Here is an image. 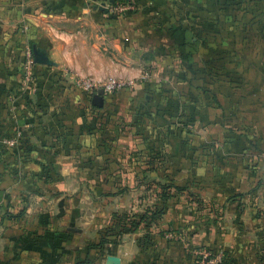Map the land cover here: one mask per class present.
<instances>
[{"label":"crops","instance_id":"0c3cea01","mask_svg":"<svg viewBox=\"0 0 264 264\" xmlns=\"http://www.w3.org/2000/svg\"><path fill=\"white\" fill-rule=\"evenodd\" d=\"M106 2L0 5V264H194L202 248L225 264H264V13L235 11L251 38L236 40L218 88L204 89L184 126L157 120L169 107L154 13L111 16ZM28 56L39 76L23 90ZM65 70L135 85L99 106ZM148 180L211 205L176 196L152 217Z\"/></svg>","mask_w":264,"mask_h":264},{"label":"rangeland","instance_id":"374dc122","mask_svg":"<svg viewBox=\"0 0 264 264\" xmlns=\"http://www.w3.org/2000/svg\"><path fill=\"white\" fill-rule=\"evenodd\" d=\"M19 1L22 0H0V5ZM124 2H131L135 6L133 11L154 13V19L158 24L156 35L163 41L161 48H164L161 49V54L164 56L160 58L159 64L165 72H162V75L167 78L162 83L166 88L160 100L163 102V107H169L167 117L164 118L159 113L160 118L156 119L182 122L184 126H187L192 119L189 111L194 104L201 105L200 108L195 106L196 110L203 109L204 89L218 88L219 78L225 75L227 69L226 63L229 59H234L232 57H234L236 40L251 38V33L248 31L237 32L235 11L264 13V0H127ZM157 111L161 112L158 109ZM214 113L213 111L212 117ZM199 116L201 118L202 114L200 113ZM213 119H220L218 112ZM220 134L235 135V132L229 130ZM87 211V216H91V209Z\"/></svg>","mask_w":264,"mask_h":264},{"label":"built area","instance_id":"2783aa9c","mask_svg":"<svg viewBox=\"0 0 264 264\" xmlns=\"http://www.w3.org/2000/svg\"><path fill=\"white\" fill-rule=\"evenodd\" d=\"M103 7L111 16L125 15L131 13L135 9V6L131 2L117 0L113 3L106 2ZM18 73L22 89H33L37 81L38 72L35 63L30 56L20 63ZM61 77L66 81H69L71 85L88 95L90 98H93L97 94L102 97H107L119 90L131 88L135 85V81L132 79L109 77L103 81H97L92 78L79 76L68 70L63 71ZM143 79H150V75L146 73L143 76ZM6 142L9 144L12 143L11 140H6ZM224 258V254L222 253H214L209 249L202 248L195 252L194 264H221Z\"/></svg>","mask_w":264,"mask_h":264},{"label":"trees","instance_id":"16d2710c","mask_svg":"<svg viewBox=\"0 0 264 264\" xmlns=\"http://www.w3.org/2000/svg\"><path fill=\"white\" fill-rule=\"evenodd\" d=\"M117 1H127V0H117ZM37 72H38V76H39V71L37 70ZM38 76H37V78H38ZM86 97L90 101H92V99H93V98L88 97V95H86ZM145 187L148 189L154 188V190L156 191V198H157L156 207L147 213L152 217L158 218L161 215V213L163 212V209L166 206L168 207L169 201L176 196H183L185 199L196 202V204L198 206H203V205L209 206V205H211V204L205 202L199 196V194L189 190L188 188L179 187V186H176L172 183H161V182H157L154 180H148L145 183ZM222 263H225V258H224Z\"/></svg>","mask_w":264,"mask_h":264},{"label":"water","instance_id":"95a60500","mask_svg":"<svg viewBox=\"0 0 264 264\" xmlns=\"http://www.w3.org/2000/svg\"><path fill=\"white\" fill-rule=\"evenodd\" d=\"M109 2L113 3L115 2L116 0H108ZM105 3H103L104 5ZM105 9V8H104ZM106 10V9H105ZM35 61L37 63H44V64H51V61L46 57L44 56L43 54L39 53V52H35ZM93 103L95 105H99L101 106L103 104V98L101 95L97 94L93 97L92 99ZM221 264H225V263H221Z\"/></svg>","mask_w":264,"mask_h":264}]
</instances>
